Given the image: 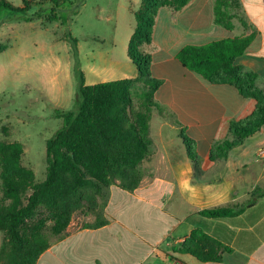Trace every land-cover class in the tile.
<instances>
[{"label": "crops", "instance_id": "crops-1", "mask_svg": "<svg viewBox=\"0 0 264 264\" xmlns=\"http://www.w3.org/2000/svg\"><path fill=\"white\" fill-rule=\"evenodd\" d=\"M232 28L215 21L216 0H192L174 11L162 8L153 42L143 51L153 58L152 76L162 82L154 95L150 122L151 153L142 162L144 179L128 192L109 189L103 209L108 223L100 228H75L56 239L37 264H264V193L240 215L208 218L200 213L215 208H241L256 190H264V126L226 156L212 155L217 144L233 140L232 122L250 116L256 100L241 95L230 84L214 85L187 69L177 58L187 46L255 34L249 49L235 60L245 72L257 75L264 90V0H230ZM121 21L109 37L94 39L105 50L79 57L87 85L136 79L138 69L128 56L135 30V11L142 0H128ZM195 141L192 161L182 131ZM93 223L96 217H84ZM201 229L231 249L219 263H204L173 252L194 230ZM4 234L0 231V249Z\"/></svg>", "mask_w": 264, "mask_h": 264}, {"label": "trees", "instance_id": "trees-1", "mask_svg": "<svg viewBox=\"0 0 264 264\" xmlns=\"http://www.w3.org/2000/svg\"><path fill=\"white\" fill-rule=\"evenodd\" d=\"M82 1V0H81ZM78 0H22L21 7L7 0H0V13L10 12L11 19L32 22L45 17L47 6L50 22L61 21L69 25L72 16L79 14L82 2ZM192 0H142L135 11L136 26L128 46V56L138 69L136 79L87 85L79 57V40L65 37L74 47V74L78 79L74 107L56 110L63 125L47 140V175L37 182L32 170L22 164L24 147L20 142H0V181L3 197L8 205L0 204V231L4 242L0 249V264H37L41 255L50 247L45 233V223L26 227L40 210L52 214L54 236L60 237L70 226L73 213L83 207L88 198H101L100 208L90 210L95 222L85 228H100L108 221L101 218L109 189L117 185L134 192L139 188L144 173L142 162L151 153L150 122L152 111L160 106L154 95L162 82L152 76L153 58L143 51V46L153 42L159 11L171 8L180 11ZM230 0H216L215 21L232 28L235 17L228 12ZM78 2V3H77ZM74 3V5H73ZM37 8L36 11H33ZM255 34L214 41L203 46H187L177 58L187 69L201 75L214 85L235 86L244 97L256 100L253 113L230 125L233 140L217 144L212 155L226 156L229 151L253 136L264 126V90L256 85L257 75L245 72L235 64L252 45ZM142 85L143 101L133 108L132 88ZM182 138L192 161H196L195 141L182 131ZM264 190H256L251 202L241 208H215L200 214L208 218L235 217L252 205ZM173 252L188 254L204 263L221 262L231 249L201 229H196Z\"/></svg>", "mask_w": 264, "mask_h": 264}, {"label": "rangeland", "instance_id": "rangeland-1", "mask_svg": "<svg viewBox=\"0 0 264 264\" xmlns=\"http://www.w3.org/2000/svg\"><path fill=\"white\" fill-rule=\"evenodd\" d=\"M7 1L17 7L23 5L22 0ZM81 2L79 14L72 16L69 25L50 22L47 6L45 17L29 23L11 19L8 11L0 13V142L23 145L22 164L34 172L37 182L44 181L47 175V140L63 125L55 112L72 109L77 94L74 47L65 37L87 39L81 41L84 57L90 51L105 50L107 46L94 39L112 35L111 30L107 31L111 28L105 27L114 24L116 19L121 21L128 5V0ZM131 92L133 108L137 110L143 101L144 88L136 85ZM102 201L99 197L84 200L83 207L73 213L74 227L88 224L84 217L92 215L90 210L95 206L100 208ZM9 203L3 197L0 181V204ZM100 212L103 218V210ZM51 218L48 210L40 208L26 227L43 221L46 235L56 239L51 231Z\"/></svg>", "mask_w": 264, "mask_h": 264}, {"label": "built area", "instance_id": "built-area-1", "mask_svg": "<svg viewBox=\"0 0 264 264\" xmlns=\"http://www.w3.org/2000/svg\"><path fill=\"white\" fill-rule=\"evenodd\" d=\"M262 153L264 154V149L262 150Z\"/></svg>", "mask_w": 264, "mask_h": 264}]
</instances>
